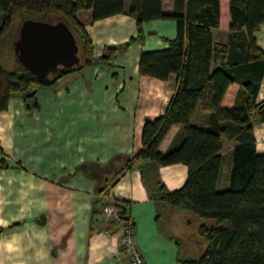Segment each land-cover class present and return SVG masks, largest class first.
<instances>
[{
	"label": "crops",
	"instance_id": "0c3cea01",
	"mask_svg": "<svg viewBox=\"0 0 264 264\" xmlns=\"http://www.w3.org/2000/svg\"><path fill=\"white\" fill-rule=\"evenodd\" d=\"M123 14L90 22L92 10H79L81 22L93 44L95 59L107 47L121 46L138 36L136 19L128 12L139 0H124ZM230 0H220V25L212 28L214 43L230 37ZM162 12H174V0H162ZM176 34L172 19L142 24V40H134L116 53L110 65L96 64L70 73L50 87H33L37 108L26 106L23 96H13L0 112V264H128L120 252L119 234L95 212L98 182L80 167L106 166L113 158H132L141 148L145 121L162 116L174 93L176 75L167 80L141 76L138 60L143 51L167 47ZM264 52V22L254 33ZM227 52L212 54L211 68L222 66ZM15 59V58H14ZM16 66L14 67V69ZM12 69V70H14ZM240 91L229 85L221 108H231ZM264 99V74L256 101ZM209 112L201 105L191 124L204 128ZM258 153H264V123L252 125ZM181 126H172L158 147L166 152L181 137ZM236 142L221 139L222 164L219 190L230 186L232 149ZM116 169L103 175L109 201L122 203L135 223V243L144 264H188L178 260L181 249L196 258L204 243L197 234L200 220L188 211L162 208L163 225L144 187L139 167ZM188 174L181 163L159 167L162 184L174 191ZM97 208V207H96ZM194 247L190 255L187 248Z\"/></svg>",
	"mask_w": 264,
	"mask_h": 264
},
{
	"label": "trees",
	"instance_id": "16d2710c",
	"mask_svg": "<svg viewBox=\"0 0 264 264\" xmlns=\"http://www.w3.org/2000/svg\"><path fill=\"white\" fill-rule=\"evenodd\" d=\"M124 0H0V36L16 17L49 23L64 22L78 45L79 62L74 68L59 67L45 78L28 72L17 60L14 70L0 67V112L10 99L22 95L26 106L36 92L33 87H50L62 77L96 64L110 65L116 53L134 40H142V24L158 19L175 22V37L167 47L143 51L138 60L141 76L167 80L176 75L174 93L162 116L147 120L142 126L141 148L132 158L116 156L106 166L88 165L84 172L98 182L94 206L102 213L105 205L99 188L103 175L116 169L143 162L140 176L157 209L156 221L163 225L162 208H182L201 222L197 234L204 243L196 258L180 249L178 260L188 264H264V153H258L252 125L264 123V99L256 101L264 74V52L257 46L254 33L264 22V0H230V39L214 43L212 28L220 25V0H174V12H162V0H139L129 14L136 19L138 36L121 46L107 47L99 59L94 58L93 44L84 25L78 21L79 10L91 9L90 22L123 14ZM18 37L16 32L15 39ZM227 52L225 63L211 68L212 54ZM237 83L240 91L231 108H221L229 85ZM198 105L209 112L208 124L201 128L191 124ZM181 126L178 142L164 153L160 143L174 126ZM236 142L232 149V166L227 190L217 188L221 175V139ZM2 153L0 147V154ZM2 159H0L1 162ZM181 163L188 174L183 186L169 191L160 181L158 169ZM107 170V172H104ZM121 214L129 215L122 203ZM97 207V208H96ZM110 223V222H108Z\"/></svg>",
	"mask_w": 264,
	"mask_h": 264
},
{
	"label": "water",
	"instance_id": "95a60500",
	"mask_svg": "<svg viewBox=\"0 0 264 264\" xmlns=\"http://www.w3.org/2000/svg\"><path fill=\"white\" fill-rule=\"evenodd\" d=\"M78 50L74 35L61 21L49 23L26 19L13 42L18 62L40 78L47 77L59 67L74 68L79 62ZM80 168L85 171L89 167L84 164Z\"/></svg>",
	"mask_w": 264,
	"mask_h": 264
},
{
	"label": "built area",
	"instance_id": "2783aa9c",
	"mask_svg": "<svg viewBox=\"0 0 264 264\" xmlns=\"http://www.w3.org/2000/svg\"><path fill=\"white\" fill-rule=\"evenodd\" d=\"M101 201L105 203L102 207V214L105 217L110 229L113 228L119 234L120 252L127 257L128 264H144L142 254L135 243V223L129 215L121 214L119 205L107 203L109 198L101 196Z\"/></svg>",
	"mask_w": 264,
	"mask_h": 264
},
{
	"label": "rangeland",
	"instance_id": "374dc122",
	"mask_svg": "<svg viewBox=\"0 0 264 264\" xmlns=\"http://www.w3.org/2000/svg\"><path fill=\"white\" fill-rule=\"evenodd\" d=\"M21 19L16 17L12 22L11 26L0 36V67L6 71H11L17 66L12 53V45L15 40L16 32L19 33L21 26ZM194 247L187 248V252L190 255L193 253Z\"/></svg>",
	"mask_w": 264,
	"mask_h": 264
}]
</instances>
